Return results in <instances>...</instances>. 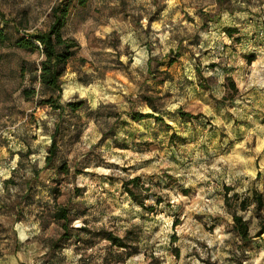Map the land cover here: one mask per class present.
I'll list each match as a JSON object with an SVG mask.
<instances>
[{
  "label": "rangeland",
  "instance_id": "374dc122",
  "mask_svg": "<svg viewBox=\"0 0 264 264\" xmlns=\"http://www.w3.org/2000/svg\"><path fill=\"white\" fill-rule=\"evenodd\" d=\"M57 2L0 0V264H264L254 205L229 209L223 195L264 204V0H70L61 33L78 50L61 110L23 97L42 56L14 45L47 30ZM132 178L147 188L128 185L134 199ZM57 205L81 229L54 245Z\"/></svg>",
  "mask_w": 264,
  "mask_h": 264
},
{
  "label": "trees",
  "instance_id": "16d2710c",
  "mask_svg": "<svg viewBox=\"0 0 264 264\" xmlns=\"http://www.w3.org/2000/svg\"><path fill=\"white\" fill-rule=\"evenodd\" d=\"M223 0H217L218 3ZM87 0H77L79 6H83ZM70 0H58V2L50 8L49 17L51 19V24L47 30L36 32L27 37H20L15 43V47L23 50L34 51L38 50L41 53V60L39 62V70L37 75L31 80V83H38V90L34 86L24 88L22 90V95L26 100L33 98L35 96L40 97V102L44 104H49L53 109L61 110L58 99L61 93V78L65 72L66 65L68 61L75 55L78 50V45L76 41L72 38L64 37L61 33V29L65 24L66 17L69 12ZM223 32L231 38L237 31L233 28H224ZM6 41V35L3 30L0 29V44ZM252 61V56L247 58V62ZM229 86L233 88V84L229 78H226ZM145 103L150 107L152 112L159 111L158 107L154 104V98L150 96L145 97ZM82 106V102L69 103L66 108L75 112ZM132 120L135 122L141 121L147 118H153L155 121H161L158 116L152 113L141 114L137 112H131ZM187 114L182 113L181 116L185 117ZM58 131V127L55 126L54 132L51 136V142L49 144L47 155L45 157L44 168H52L53 161L56 156L57 146L55 142V135ZM61 171H67L66 166H60ZM38 174H36L37 176ZM128 185L133 187H139L141 190H147L139 184L138 178H132L124 183V191L127 195L134 199V192L128 188ZM231 189L224 188V201L226 206L230 209L231 205L236 207L240 211H245L250 205H254L253 211L254 215L258 220L259 230L257 232V237L264 233V216L262 214L263 200L261 194L256 191L251 192L250 198L239 199L236 194H232L229 198L228 192ZM238 201V202H237ZM52 217L54 221L60 223L61 233L59 237L55 240L54 245L58 242L69 241L75 236L81 228L70 227L71 221L74 219L69 216V210L66 207L57 205L52 212ZM232 219V230L241 240V244L244 245L250 240L248 233L247 223L240 215H237L236 211L231 210ZM111 243L119 248H125L126 244L121 242L119 239L112 235H108L107 238ZM205 264H213L206 262Z\"/></svg>",
  "mask_w": 264,
  "mask_h": 264
}]
</instances>
